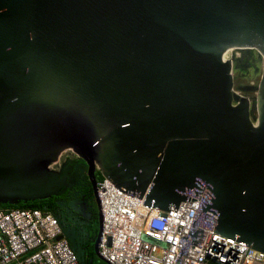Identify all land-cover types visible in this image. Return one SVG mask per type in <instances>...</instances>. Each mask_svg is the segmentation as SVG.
<instances>
[{"label":"water","instance_id":"1","mask_svg":"<svg viewBox=\"0 0 264 264\" xmlns=\"http://www.w3.org/2000/svg\"><path fill=\"white\" fill-rule=\"evenodd\" d=\"M254 54L264 0H0V204L64 195L82 161L97 233L55 215L80 264L95 235L109 264L97 173L174 216L207 188L193 222L264 252V70L254 103L235 75Z\"/></svg>","mask_w":264,"mask_h":264},{"label":"built area","instance_id":"2","mask_svg":"<svg viewBox=\"0 0 264 264\" xmlns=\"http://www.w3.org/2000/svg\"><path fill=\"white\" fill-rule=\"evenodd\" d=\"M199 200L183 201L175 216L102 179L100 256L109 264H264V252L193 222ZM193 228L202 229L195 245ZM51 212L0 208V264H80Z\"/></svg>","mask_w":264,"mask_h":264},{"label":"flooded vegetation","instance_id":"3","mask_svg":"<svg viewBox=\"0 0 264 264\" xmlns=\"http://www.w3.org/2000/svg\"><path fill=\"white\" fill-rule=\"evenodd\" d=\"M263 63L258 55L248 56L237 63L235 70L236 87L244 88V96H248L254 103L258 95V88L261 85L263 75ZM76 168L72 172L74 185L64 195L54 199L52 204L54 215L60 217L62 221L68 220L69 223L80 229H88L90 232L97 230L96 203L94 200V189L88 174V168L82 161L75 162ZM97 183L102 180L99 173L95 176ZM209 193V191H207ZM63 204V205H61ZM86 212H93L94 218L88 219ZM95 263L98 262L94 258Z\"/></svg>","mask_w":264,"mask_h":264},{"label":"trees","instance_id":"4","mask_svg":"<svg viewBox=\"0 0 264 264\" xmlns=\"http://www.w3.org/2000/svg\"><path fill=\"white\" fill-rule=\"evenodd\" d=\"M101 179L102 176H101ZM56 197H52V198H48V199H45V200H33V201H23L19 204H9V203H6V204H0V208H28V209H39V210H43V211H47V212H51V213H54L53 211V206L52 204H55L54 202V199ZM95 233H97V230L95 231ZM96 236V235H95ZM95 236L94 238H92L88 245H87V252L89 253V257L90 258H94V255H93V247H92V244L94 243L95 241ZM98 264H103L102 262H97ZM95 263L94 259L92 262H90V264H97Z\"/></svg>","mask_w":264,"mask_h":264},{"label":"crops","instance_id":"5","mask_svg":"<svg viewBox=\"0 0 264 264\" xmlns=\"http://www.w3.org/2000/svg\"><path fill=\"white\" fill-rule=\"evenodd\" d=\"M92 239V236L87 240V245H88V243H89V241ZM87 245H86V247H87ZM95 258V257H94ZM93 258V259H94Z\"/></svg>","mask_w":264,"mask_h":264},{"label":"rangeland","instance_id":"6","mask_svg":"<svg viewBox=\"0 0 264 264\" xmlns=\"http://www.w3.org/2000/svg\"><path fill=\"white\" fill-rule=\"evenodd\" d=\"M98 264V263H97Z\"/></svg>","mask_w":264,"mask_h":264}]
</instances>
